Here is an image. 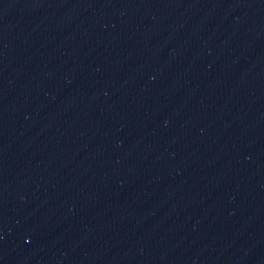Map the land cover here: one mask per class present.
Instances as JSON below:
<instances>
[{
	"label": "water",
	"instance_id": "water-1",
	"mask_svg": "<svg viewBox=\"0 0 264 264\" xmlns=\"http://www.w3.org/2000/svg\"><path fill=\"white\" fill-rule=\"evenodd\" d=\"M0 264H264V0H0Z\"/></svg>",
	"mask_w": 264,
	"mask_h": 264
}]
</instances>
